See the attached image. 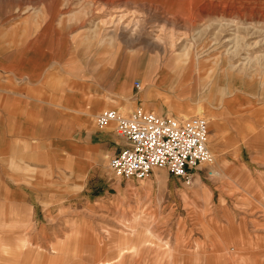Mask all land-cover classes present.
<instances>
[{
	"label": "rangeland",
	"instance_id": "1",
	"mask_svg": "<svg viewBox=\"0 0 264 264\" xmlns=\"http://www.w3.org/2000/svg\"><path fill=\"white\" fill-rule=\"evenodd\" d=\"M226 1H108V7L120 2L122 11L108 14L118 15L117 20L124 16L123 24L130 23L131 28L113 27L140 41L135 44L132 40L134 44L128 43V48L123 38L127 53L137 63L150 60L149 76L144 81L136 74L125 84L124 74H117L118 67L115 72L108 69V87L113 83L127 90L129 96L140 98L142 104L138 105L159 114L207 118L212 134L210 149L216 157L213 164L202 166L190 185L165 169H155L144 179H119L108 167L109 156L78 136L74 167L69 168L58 160L48 141H6L0 146V182L5 180L11 187H0V264H95L98 258L110 260L123 242L125 229L139 233L138 247L129 249L149 247L153 232L162 238V248H184L179 252L180 264L205 263L204 258L186 259V253L218 248L221 255L222 240L230 246L231 255L213 264H264V79L260 74L264 70V0H235L244 10L240 12L225 8ZM9 4L5 0L0 3V53L24 49L31 58L52 59L60 74L68 60L74 61L76 77L84 74L80 77L83 84L97 85V44L66 38L43 40L33 46L11 42L7 34L14 27L22 29L24 14ZM55 27L61 34L67 31V27ZM232 34L239 36L238 42L227 41ZM245 57L251 59L247 65H243ZM168 61L180 68L164 69ZM228 72L235 93H222L218 86L210 92L212 80L219 75L224 83ZM165 80L177 82L184 91L171 90L164 85ZM137 81L144 89L135 88ZM155 94L159 99L152 97ZM235 95L239 99L229 106L218 101ZM166 96L189 111L207 112L181 113L165 102ZM138 105L129 104L128 98L118 102L108 99L102 110L116 107L129 114ZM89 121L85 126L95 129L94 119ZM250 143L258 147L250 149ZM196 188L208 190L209 197L196 193ZM71 238H81L78 247L70 244ZM24 239L26 246L22 245ZM98 242L103 243L100 250ZM215 243L216 247H211ZM56 250L59 256H54ZM108 263L114 264L112 260Z\"/></svg>",
	"mask_w": 264,
	"mask_h": 264
},
{
	"label": "crops",
	"instance_id": "2",
	"mask_svg": "<svg viewBox=\"0 0 264 264\" xmlns=\"http://www.w3.org/2000/svg\"><path fill=\"white\" fill-rule=\"evenodd\" d=\"M2 1L4 0H0V3ZM5 1L10 3L9 7H18L17 10L22 11V14H24L21 21L22 29L14 27L7 34L11 42L29 43L28 45L33 46L43 40L66 38L74 42H92V45L97 44L100 51L98 53V62L96 63L97 67L95 68L97 70L95 72L97 85L94 87H89L80 81V77L83 78L84 74L80 73L76 77L74 61L69 62L68 60L60 74L59 67H57L58 64L55 62L53 64L52 59L31 58L24 49H18L7 54L5 52L0 53V141L3 140L0 142V146L4 145L6 141L12 142L15 140L48 141L50 142L49 148L53 149L58 160L66 162L69 168L74 167V141L76 136H78L83 140H88L90 144L97 145L110 159L124 146V140L116 134L114 127L98 128L96 126L95 129H88L85 125L90 124L89 120L94 119L93 117L102 111L108 99L111 102H118L119 99L128 98L129 104L137 105L142 104V102L139 97L129 96L127 90H122L114 86L113 83L112 86L108 87L107 76H110L108 69H114L115 72L116 67H118L119 71L117 74H124L125 84H130V79L136 74H141L144 77V81L150 72V60L139 65L136 60L134 61L133 55L131 56V54L127 53L129 51L128 48L131 46L128 43L134 42L137 44L140 41L138 39L134 41L130 37L131 34L126 33L127 30L123 32V29L113 27V24L120 25L115 18L118 15L113 14L114 17L108 13L121 12L122 8H119L120 2H117L114 7H108L109 0ZM105 7L107 10L109 8V11L106 10L104 13ZM3 13L4 11H2ZM55 25L67 27V31L61 34L56 31ZM123 38H125L128 48L124 47ZM3 49L6 50L5 48ZM41 55L42 53H40ZM175 58L169 57V59ZM34 64L37 65L35 66ZM167 64L164 65V69H168V71L171 68L172 70L180 68V66L176 67L177 65H173L171 62ZM33 65L35 66L34 69L32 68ZM260 74L263 75L264 79V70ZM233 76H235L234 73ZM244 76L237 78L240 80ZM226 77L224 83L220 81L219 75L215 81L212 80L209 84L210 92H212L214 86H218L222 93L229 92L230 95L235 93V89H233L235 83L229 79V72ZM164 85L175 92L184 91L177 82L172 83L169 81L167 83L165 80ZM124 88L126 89L127 87ZM141 88L140 82V90L144 89ZM186 89L190 90L191 87L187 86ZM152 97L156 100L159 99L156 94L152 95ZM238 99L239 97L235 95L229 98L220 97L218 101L225 106H229ZM165 102L181 113L190 114L195 111L187 110L178 101L167 96ZM200 110L204 109H197L195 112ZM210 136H212L211 133ZM254 147H258V144L250 143L249 148ZM9 148H12V146ZM11 155L12 153L9 154V156ZM19 155H23L21 151H19ZM195 183H198V179H195ZM0 187H11V185L4 180V183L0 182ZM195 192L200 193L205 198L209 197V191L204 188H196ZM123 232L126 233L122 234L123 242H120L121 244H119L115 256L110 260L98 258L95 260V264H110L108 262L111 260L114 264H160L162 261H167V264H180L178 261L180 258L179 252L184 248L180 249L172 246L162 248V238L159 234L153 232V234H150L149 247L129 249L132 246L138 247L139 233H133L130 229H125ZM152 236L156 237L157 240L154 241ZM136 238L137 240H135ZM79 240L81 238L69 239L70 244L74 245V247H78L77 243H80ZM220 244L222 245L220 247L221 255L218 253L219 249L215 248V243L211 247L216 250L212 248L193 255L186 253L189 256L186 259L201 258L200 260L202 261L204 258V264L206 262L207 264H213L216 259L231 255L230 246L227 242L222 240ZM22 245H27L25 239L22 240ZM97 245H99L97 246L98 250L102 249V242H98ZM51 252L54 253V250ZM59 253V250H56L54 256H59Z\"/></svg>",
	"mask_w": 264,
	"mask_h": 264
},
{
	"label": "built area",
	"instance_id": "3",
	"mask_svg": "<svg viewBox=\"0 0 264 264\" xmlns=\"http://www.w3.org/2000/svg\"><path fill=\"white\" fill-rule=\"evenodd\" d=\"M140 90V82L134 84ZM98 128L114 125L125 144L108 162L119 179H144L155 169H165L190 185L202 166L214 162L208 119L202 116L170 117L143 106L129 114L105 108L94 117ZM211 174V172H209Z\"/></svg>",
	"mask_w": 264,
	"mask_h": 264
},
{
	"label": "bare ground",
	"instance_id": "4",
	"mask_svg": "<svg viewBox=\"0 0 264 264\" xmlns=\"http://www.w3.org/2000/svg\"><path fill=\"white\" fill-rule=\"evenodd\" d=\"M219 1V0H218ZM225 1V0H224ZM230 0H227L226 2H224L225 3V8H228V10L229 11H233V12H235L236 10H238L239 12L241 11V10H243L242 8H240L241 6H237L236 4H235V0H231V2H229ZM241 1V0H240ZM245 1V0H244ZM243 1V2H244ZM111 2V1H110ZM127 3V2H126ZM128 4V3H127ZM144 4H146V3H144ZM241 4H243V3H241ZM129 5V4H128ZM142 5V4H141ZM122 6H124V5H122ZM142 7V6H141ZM190 7V6H189ZM244 7H245V5H244ZM143 8V7H142ZM141 8V9H142ZM151 8V7H150ZM89 10V9H88ZM148 10V9H147ZM153 10V9H152ZM246 10V9H245ZM149 11V10H148ZM244 11V10H243ZM243 11H242V13H243ZM153 12H155V11H153ZM114 16V15H113ZM133 16V15H132ZM115 17V16H114ZM123 17L124 16H122V17H120V19H118V20H120L119 21V23H120V25L122 26V28H124V27H127V28H125L126 30L128 29V27H130L129 25H130V23H126V24H123L124 23V19H123ZM242 17V16H241ZM73 19V18H72ZM89 19V18H88ZM114 19V18H113ZM113 19H111V21H113ZM117 20V21H118ZM129 20H130V18H129ZM92 23V22H91ZM132 24V23H131ZM93 25V24H92ZM108 26V25H107ZM131 28V27H130ZM111 29V28H110ZM201 32V31H200ZM170 35V34H169ZM172 35H173V33H172ZM234 34H232V36H233ZM116 36V35H115ZM171 38H172V36H170ZM238 38H239V36H236V35H234L233 37H229L228 39H227V41H239L238 40ZM241 39H244V37L243 36H241ZM171 42V41H170ZM247 43V42H246ZM235 44V43H234ZM243 45L245 44V43H242ZM155 45V44H154ZM159 45V44H158ZM233 45V44H232ZM236 45V44H235ZM237 45H238V43H237ZM171 46H173V43H172V45ZM234 46V45H233ZM232 46V47H233ZM236 47H238V46H236ZM241 47V46H240ZM240 49V48H239ZM245 49V48H244ZM237 50V49H236ZM242 50V49H241ZM160 51V50H159ZM240 51V50H239ZM135 53H138V51L137 52H135ZM237 52H235L234 54H236ZM243 59H245V61L243 62V65H247V64H249L250 62H251V59H249V58H243ZM253 59V58H252ZM259 61V60H258ZM168 62H171V61H168ZM142 63V61L141 62H139V64H141ZM254 63V62H253ZM171 64H172V62H171ZM168 65V64H167ZM174 65V64H173ZM250 65H252V64H250ZM171 66V65H170ZM240 66V65H239ZM170 69V68H169ZM149 76V75H148ZM148 78V77H147ZM150 80V79H149ZM145 87V86H144Z\"/></svg>",
	"mask_w": 264,
	"mask_h": 264
}]
</instances>
